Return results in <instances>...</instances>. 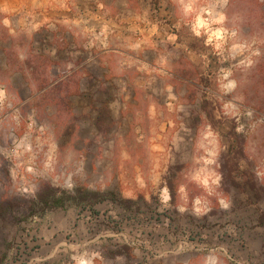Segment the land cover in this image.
Wrapping results in <instances>:
<instances>
[{
  "label": "rangeland",
  "instance_id": "374dc122",
  "mask_svg": "<svg viewBox=\"0 0 264 264\" xmlns=\"http://www.w3.org/2000/svg\"><path fill=\"white\" fill-rule=\"evenodd\" d=\"M145 3L186 62L184 94L153 134L128 137L131 158L106 161L111 174L47 141L34 173L0 174V203L15 208L0 215V264H264V0Z\"/></svg>",
  "mask_w": 264,
  "mask_h": 264
},
{
  "label": "crops",
  "instance_id": "0c3cea01",
  "mask_svg": "<svg viewBox=\"0 0 264 264\" xmlns=\"http://www.w3.org/2000/svg\"><path fill=\"white\" fill-rule=\"evenodd\" d=\"M9 2L2 10L11 53L0 97L37 113L42 143L71 145L89 171L111 174L106 161L131 158L128 137L143 140L144 127L153 134L161 106L184 94L177 83L191 81L181 52L165 45L167 25L145 0Z\"/></svg>",
  "mask_w": 264,
  "mask_h": 264
},
{
  "label": "built area",
  "instance_id": "2783aa9c",
  "mask_svg": "<svg viewBox=\"0 0 264 264\" xmlns=\"http://www.w3.org/2000/svg\"><path fill=\"white\" fill-rule=\"evenodd\" d=\"M43 130L35 111H24L21 104L0 97V174L34 173L35 153L43 148ZM3 181L0 179V185ZM9 186L16 189L18 183Z\"/></svg>",
  "mask_w": 264,
  "mask_h": 264
},
{
  "label": "trees",
  "instance_id": "16d2710c",
  "mask_svg": "<svg viewBox=\"0 0 264 264\" xmlns=\"http://www.w3.org/2000/svg\"><path fill=\"white\" fill-rule=\"evenodd\" d=\"M109 199H111L115 203H118V202L133 203V201H131V200L121 199L114 192L110 193ZM49 201H50V198L46 199V204H48ZM14 211H15L14 206L11 205L10 203H8V201L0 203V215L8 216L11 212H14Z\"/></svg>",
  "mask_w": 264,
  "mask_h": 264
}]
</instances>
